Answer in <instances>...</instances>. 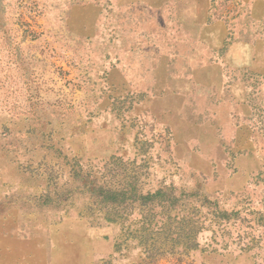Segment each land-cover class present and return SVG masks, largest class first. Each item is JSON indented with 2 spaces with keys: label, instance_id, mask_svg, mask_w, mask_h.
Wrapping results in <instances>:
<instances>
[{
  "label": "rangeland",
  "instance_id": "374dc122",
  "mask_svg": "<svg viewBox=\"0 0 264 264\" xmlns=\"http://www.w3.org/2000/svg\"><path fill=\"white\" fill-rule=\"evenodd\" d=\"M0 264H264V0H0Z\"/></svg>",
  "mask_w": 264,
  "mask_h": 264
},
{
  "label": "trees",
  "instance_id": "16d2710c",
  "mask_svg": "<svg viewBox=\"0 0 264 264\" xmlns=\"http://www.w3.org/2000/svg\"><path fill=\"white\" fill-rule=\"evenodd\" d=\"M176 189L172 188L169 192L165 193L162 190H158L153 194H151V198L155 197H162L161 204H164L163 207H168V210L178 208L179 200L176 196ZM111 196H116L119 194V191L114 189H109L108 191ZM199 196L204 198V195L200 194ZM164 197V199H163ZM143 199L145 197H142ZM205 198L203 200L204 203H208ZM156 203V201L154 202ZM203 203V204H204ZM155 207L157 205H154ZM213 206V205H212ZM226 214V213H225ZM169 219L171 217L167 216ZM228 220V218H226ZM173 224L169 222V224L165 223L162 232L158 233V235L164 236L163 240H156L150 245L148 250L153 251V253H158L160 255L167 254V253H183L189 254L190 251L195 250L198 248L199 244L197 242L198 230L194 227L193 218H188V216H183L182 219L179 221L178 226L172 228ZM148 234H144L143 237H146ZM160 239V237H159ZM152 249V250H151Z\"/></svg>",
  "mask_w": 264,
  "mask_h": 264
}]
</instances>
